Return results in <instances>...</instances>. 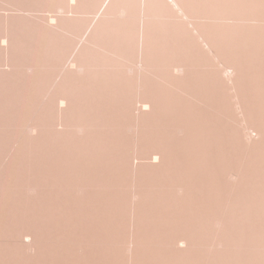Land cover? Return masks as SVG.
Wrapping results in <instances>:
<instances>
[{
  "label": "bare ground",
  "instance_id": "6f19581e",
  "mask_svg": "<svg viewBox=\"0 0 264 264\" xmlns=\"http://www.w3.org/2000/svg\"><path fill=\"white\" fill-rule=\"evenodd\" d=\"M92 1L0 0V264H264V0Z\"/></svg>",
  "mask_w": 264,
  "mask_h": 264
},
{
  "label": "rangeland",
  "instance_id": "374dc122",
  "mask_svg": "<svg viewBox=\"0 0 264 264\" xmlns=\"http://www.w3.org/2000/svg\"><path fill=\"white\" fill-rule=\"evenodd\" d=\"M92 1V0H91ZM98 1H102V0H93L92 1V3H97ZM133 2H131L132 3V5L134 6L135 4L134 3H138V2H135V0H132ZM103 2V1H102ZM102 2H100V3H102ZM91 3V2H90ZM91 3V4H92ZM99 3V4H100ZM129 4H130V2H129ZM96 5L97 4H94V5H92V6H94V7H96ZM137 5V4H136ZM135 5V6H136ZM139 5V4H138ZM98 6V5H97ZM100 6V5H99ZM84 7V6H83ZM85 7H86V5H85ZM84 7V8H85ZM88 7V6H87ZM130 7H131V4H130ZM83 8V9H84ZM90 8V7H89ZM89 8H88V12H86L87 10H85L84 9V11L86 12H83V13H85V18H89L90 19V17H93L94 15H92L94 12H97V11H94L93 10V13L90 15L89 13ZM135 10H136V8L135 7H133ZM82 8H80V10H81ZM87 9V8H86ZM91 10H92V8H90ZM95 9V8H94ZM130 9H132V8H130ZM129 9V10H130ZM133 9V10H134ZM90 10V11H91ZM96 10V9H95ZM97 10H99V8L97 9ZM103 10H104V8L100 11V13H99V15H98V17L102 14V12H103ZM131 11V10H130ZM137 11V10H136ZM136 11H133L134 12V14L136 13V15L137 14H139L138 12H139V10L136 12ZM81 12V11H80ZM82 13V14H83ZM131 13V12H130ZM155 15H156V19L158 20V21H160L161 22V24H162V26H165L166 24H168V23H170L169 22V20L170 19H167V15H170L171 13H170V10L169 9H167L166 7H162V6H158L156 9H155ZM81 14V15H82ZM134 14H132V16H131V14H130V16H129V18L131 19H133V18H135L136 16L134 15ZM180 14H181V12H180ZM81 15H79L81 18H82V16ZM90 15V16H89ZM158 15V16H157ZM134 16V17H133ZM137 16H139V15H137ZM179 16V15H178ZM87 18V19H88ZM84 19V18H83ZM83 19H81V21L83 20ZM140 19H141V21H143V15H142V17H140ZM186 20H190V19H187V18H185ZM195 19V18H194ZM85 20V19H84ZM134 20H138V18H135ZM84 22V21H83ZM133 20H132V25H133V27L134 26H136V22L137 21H135L134 22V24H133ZM80 23H82V22H80ZM79 23V24H80ZM166 23V24H165ZM86 24H84L83 26H82V29H85L84 27H86L85 26ZM80 26V25H79ZM77 27V28H81V27ZM129 27V26H128ZM79 29H77V30H75V31H79ZM82 29H80V31L79 32H81L82 31ZM175 30H177V29H175ZM73 31V30H72ZM74 31V32H75ZM178 34H183V28L182 27H179L178 28ZM73 32V33H74ZM82 32H84V31H82ZM81 32V35L83 34ZM69 33V32H68ZM73 33H69V34H71V35H73ZM75 34H76V32H75ZM70 35V36H71ZM77 35H79L78 34V32H77V34H76V36ZM107 35L109 36V37H113L114 35H116L115 34V31L112 29V30H110L109 32H107ZM70 36H67L70 40H68L69 42L70 41H72V39L71 38H74L75 39V37H74V35H73V37H70ZM78 37V36H77ZM78 39V38H77ZM67 40V39H66ZM68 41H66L67 43H69ZM74 41V40H73ZM72 41V42H73ZM71 43V42H70ZM69 43V44H70ZM76 43H77V41H76ZM75 43H73L72 44V47H75L76 46V44L74 45ZM67 46H68V44H67ZM70 46V45H69ZM66 47V45H65V50H64V59L66 60V61H69L68 63H67V66L70 64V62L72 61V57H73V52H72V48H71V46L70 47ZM110 47V51H111V54L110 55H108V56H105V55H102L101 53H102V50H100V49H98V48H95L96 49V52H97V55L96 56H82V57H80L79 59H82V60H97V61H106V60H110V61H112V62H115L116 63V65H119V66H116L118 69H120V70H123V69H128L129 68V65H133L132 63H133V61L134 60H136V57L134 56V55H132L131 53H132V47L130 46V44L128 43L127 44V46H120V45H115V44H113L112 46H109ZM71 48V49H70ZM112 49V50H111ZM74 50V49H73ZM128 52L129 54L127 55H124V53L125 52ZM124 52V53H123ZM100 53V54H99ZM74 58H75V56H74ZM131 58V59H130ZM66 66V67H67ZM65 67V68H66ZM138 69H140L141 68V64H139V66L137 67ZM220 68H223L222 66H220ZM31 71V70H30ZM182 72H183V70L182 69H178V73H180V74H182ZM129 73H131L132 74V70H130L129 71ZM231 74V72H229V70H228V72H227V74H226V76L227 75H230ZM231 83V82H230ZM236 101V100H235ZM238 113H239V118L240 119H242V115L240 114V110H238ZM33 120H34V118L33 119H31V120H29L28 122H27V126L25 127V128H23L22 130H24V131H27V130H29V131H32V128H30V126H31V124L33 123ZM108 121V122H107ZM101 123H111V124H122V123H131L130 122V120L127 118V119H120V118H111V119H108V120H101ZM242 124L243 125H245V123L244 122H242ZM137 129H138V127H135V130L137 131ZM177 130H179V135L181 134L182 135V130L181 129H177ZM181 130V131H180ZM128 131H129V133L131 134L132 133V131H133V128H129L128 129ZM247 133H249V134H251V136H252V138H254V139H257V138H259L256 134H253V131L252 130H248L247 131ZM134 141H136L137 140V138L135 137L134 139H133ZM128 146V142L127 141H123V142H119V141H116L115 143H114V148L117 150V152H118V150H119V155L122 157V161H123V163L125 162V161H128V159L131 157V154H130V151H128V148L126 149V147ZM118 154V153H117ZM116 170V172L117 173H122V175L123 176H121V181L123 180H125V183H122V190H126V191H128V190H132L133 188H130V181H131V175H130V170H128V168H125L124 166L122 167V168H116L115 169ZM123 170V171H122ZM231 179L233 180V178L231 177ZM115 180L117 181L118 180V177H115ZM122 181V182H123ZM117 184H119V182L118 183H116L115 185H117ZM114 185V189H115V192H116V194L118 195V193H119V191L118 190H121L120 188V186H115ZM125 186V187H124ZM179 190V189H178ZM33 190L31 189L30 190V192H32ZM180 191V190H179ZM121 192V191H120ZM181 192V191H180ZM122 196H123V198H124V194L121 192L120 193ZM135 197H134V200H133V203L135 202ZM121 207V208H120ZM119 210L117 211V218H115L114 220H115V223H114V221H113V231H112V233H111V235H112V237H113V243L112 244H110L111 245V251H112V254H113V257H114V260L116 261L114 264H123V262H122V260H124V252H125V249H126V253L127 254H131V248H132V244H129V243H127V241H128V222H129V219L127 218V215H126V212H127V210H128V208H130L129 207V205H128V203H122V205L120 206H118L117 207ZM118 212H120V214H118ZM100 222H104L102 219H100ZM117 223V224H116ZM115 224V225H114ZM103 227H105L104 225H100V231H98V235H101V236H104L105 234L104 233H106L104 230H103ZM216 227L217 228H220V224L218 223V224H216ZM169 233V232H168ZM171 234H173V231H171ZM170 235V234H169ZM174 235H175V233H174ZM172 236V235H171ZM209 249H211V250H214L215 248H221V246L220 245H218V242H217V240L215 239L214 240V242H212L210 245H209V247H208ZM199 250V249H198ZM30 252H31V250H30ZM199 254V253H198ZM197 259V258H196Z\"/></svg>",
  "mask_w": 264,
  "mask_h": 264
}]
</instances>
